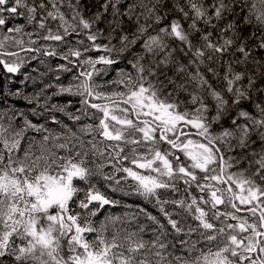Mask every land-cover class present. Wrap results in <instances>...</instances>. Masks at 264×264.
Returning a JSON list of instances; mask_svg holds the SVG:
<instances>
[{
  "label": "snow or ice",
  "instance_id": "snow-or-ice-1",
  "mask_svg": "<svg viewBox=\"0 0 264 264\" xmlns=\"http://www.w3.org/2000/svg\"><path fill=\"white\" fill-rule=\"evenodd\" d=\"M0 264H264V0H0Z\"/></svg>",
  "mask_w": 264,
  "mask_h": 264
}]
</instances>
